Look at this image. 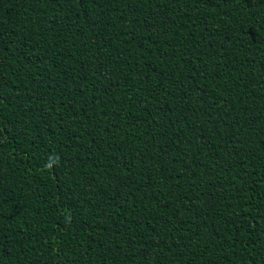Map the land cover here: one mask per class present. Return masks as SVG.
<instances>
[{"label":"trees","instance_id":"obj_1","mask_svg":"<svg viewBox=\"0 0 264 264\" xmlns=\"http://www.w3.org/2000/svg\"><path fill=\"white\" fill-rule=\"evenodd\" d=\"M0 264H264V0H0Z\"/></svg>","mask_w":264,"mask_h":264}]
</instances>
